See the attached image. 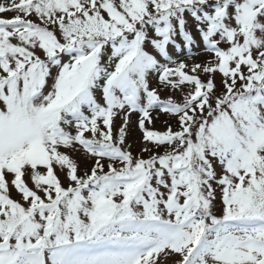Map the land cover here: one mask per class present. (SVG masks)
<instances>
[{"label":"snow or ice","instance_id":"obj_1","mask_svg":"<svg viewBox=\"0 0 264 264\" xmlns=\"http://www.w3.org/2000/svg\"><path fill=\"white\" fill-rule=\"evenodd\" d=\"M0 264H264V0H0Z\"/></svg>","mask_w":264,"mask_h":264},{"label":"rangeland","instance_id":"obj_2","mask_svg":"<svg viewBox=\"0 0 264 264\" xmlns=\"http://www.w3.org/2000/svg\"><path fill=\"white\" fill-rule=\"evenodd\" d=\"M7 15H11V13L7 14ZM205 57H204V54L201 53L198 57H197V60H203ZM190 63L191 62H197V61H192L190 60L189 61ZM166 119V117H161L160 120H158L156 122V127L157 128H163L164 127V124H163V120ZM133 120H135V116L133 117ZM119 124V120H117V125ZM139 132L138 130H136L133 126V129L130 131V136H129V140L128 142L132 144V151L133 153L135 154L136 152L139 151V148H140V143H139Z\"/></svg>","mask_w":264,"mask_h":264}]
</instances>
